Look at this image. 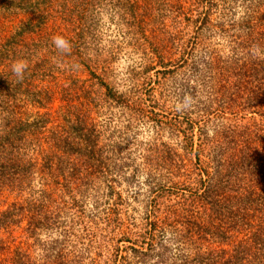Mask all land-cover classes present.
<instances>
[{"label": "rangeland", "instance_id": "obj_1", "mask_svg": "<svg viewBox=\"0 0 264 264\" xmlns=\"http://www.w3.org/2000/svg\"><path fill=\"white\" fill-rule=\"evenodd\" d=\"M91 1L95 24L83 53L89 68L81 73L78 87L83 90L73 98L86 103L80 111L90 110L89 129L95 124L99 136L95 154L106 166L95 181H86L88 201L81 219L62 214L60 205L57 210L49 202L56 217L41 222L37 235L26 231L28 218H19L13 230H0V262L16 264L19 254L23 264L22 256L28 254L35 264H181L186 249H193L192 257L200 252L217 257L224 250L249 248L241 243L248 235L234 237L213 229L205 241L194 242L161 230V224L154 230L150 222L155 214L164 219L188 186L204 194L219 180L224 187L228 178L220 175L237 176L238 162L231 172L225 165L220 169L228 152L245 153L246 143H252L259 149L256 158L264 156V92L239 97L247 86L251 93L257 70L264 67V38L252 34L264 31V0H121L125 8H118V0ZM128 1L140 9L129 7ZM10 8V15L0 16V28L13 35L24 16L14 14L19 8ZM206 11L209 25L201 21ZM254 17L258 30H251ZM95 69L104 83L99 89L93 86L101 80L93 81ZM57 76L63 79L61 87L70 84L64 75ZM49 82L55 84L51 78L40 81ZM55 87L57 95L48 108L34 109L25 96L19 106L29 115L33 112L31 116L39 110L52 113L48 127L65 124L67 115L59 114L64 92ZM100 89H111L116 102L100 100ZM35 154L42 159L43 154ZM53 171L67 173L59 166ZM39 182L34 185L38 195ZM78 187L74 180L69 183L67 198L68 190ZM23 200L4 192L0 212L8 213L13 203ZM58 216L61 225L54 227Z\"/></svg>", "mask_w": 264, "mask_h": 264}, {"label": "trees", "instance_id": "obj_2", "mask_svg": "<svg viewBox=\"0 0 264 264\" xmlns=\"http://www.w3.org/2000/svg\"><path fill=\"white\" fill-rule=\"evenodd\" d=\"M118 2H121L117 5L118 8L126 7L121 0ZM132 2L128 1L131 3L129 7L134 4L135 8L140 9L139 4ZM91 4V0H0V16L3 15V19L10 15L7 10L12 6L21 10L15 12V15L24 16L19 20L20 26H16L19 29L16 34L10 35L11 32L7 33L4 28H0V197L9 191L10 194L15 193L16 197L24 198L21 204L13 203L8 213L0 212V230L5 227L13 230L19 221L28 218L26 231L33 236L37 235L41 222L56 217L49 202L57 205V210L61 206L62 214L81 219L88 201L84 192L87 189L86 181H95L94 176L106 166L102 164L101 157L95 154L99 149V136L95 124L92 125L94 128L89 129L90 110L80 111L87 106L86 103L73 98L79 90H83L78 87L81 73L89 68L85 58L83 59V53L86 38L95 24L89 12ZM207 15L208 11L201 19L203 25H209ZM135 16L138 13L131 18ZM254 20L255 17L250 21L251 30L256 28ZM260 20L264 21V15ZM259 30L252 34L264 38V31ZM55 36L65 37L71 44V51L61 53L52 43ZM18 60L28 63L22 80L12 72V65ZM96 71L95 69L91 74L94 76L93 81L101 79ZM257 73L259 75L255 77V88L250 93L247 86L239 94L241 99L249 94L257 97L260 92H264V67H259ZM57 74L64 75L70 84L67 82L61 87L59 83L63 79ZM48 78L53 79L55 84L40 83ZM102 82V79L95 81L93 86L97 84L99 89L104 85ZM56 84L64 92V105L59 114L67 115V125L59 122L58 126L48 127L53 123L52 113L40 114L39 110L35 116H31L33 112L29 115L25 107L19 105L21 98L25 96L34 109L48 108L57 95ZM66 84L71 88H67ZM39 87L38 95H34L35 89L37 91ZM101 89L96 91L100 100L116 102L114 94H110L111 89L108 90L109 93ZM119 103L122 101L117 102ZM244 150L245 153L232 151L222 157L220 169H224L225 165L228 172H231L237 168V162L241 166V172L235 177L230 178L232 173L220 175L221 178H228L224 187L221 186L223 180H219L220 183L214 189L210 188L200 194L194 191V187L188 186L181 199L168 207L164 219L155 214L150 224L154 230H158L161 224V230L170 229L177 235L186 237L187 241L195 240L194 242L201 239L205 241L213 229L225 230L234 237L248 235L241 243L249 248L239 251L224 250L217 257L210 255L211 252H200L192 257L193 249H186L181 255V264H264V156L261 157L263 161L256 158L259 149L252 143H246ZM35 153L43 154L42 159ZM71 153L87 154L75 157L70 156ZM55 157L57 160H54ZM57 166L66 169L67 173H55L53 168ZM37 180L40 181L37 185L42 187L40 195L34 189ZM73 180L81 187L68 190L70 195L67 198L66 187ZM52 183L61 189L56 191ZM208 185L211 187L210 183ZM210 211L219 215H208ZM60 219L61 216L55 219L54 227L61 225ZM17 256L18 259L14 262L19 264L20 255ZM22 257L23 264H35L28 254Z\"/></svg>", "mask_w": 264, "mask_h": 264}, {"label": "clouds", "instance_id": "obj_3", "mask_svg": "<svg viewBox=\"0 0 264 264\" xmlns=\"http://www.w3.org/2000/svg\"><path fill=\"white\" fill-rule=\"evenodd\" d=\"M52 43L61 53H68L71 51L70 42L63 36H55L53 37ZM28 68V63L23 60H18L12 65V72L14 75L22 80L24 77V72Z\"/></svg>", "mask_w": 264, "mask_h": 264}]
</instances>
